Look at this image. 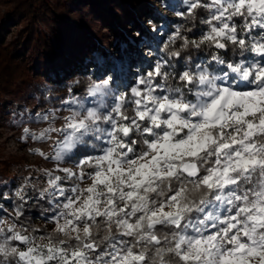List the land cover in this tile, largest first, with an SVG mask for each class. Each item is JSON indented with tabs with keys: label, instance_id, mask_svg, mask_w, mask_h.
<instances>
[{
	"label": "clouds",
	"instance_id": "1",
	"mask_svg": "<svg viewBox=\"0 0 264 264\" xmlns=\"http://www.w3.org/2000/svg\"><path fill=\"white\" fill-rule=\"evenodd\" d=\"M192 2L180 0L172 12L192 26L172 25L175 32L159 52L149 49L146 53L160 56L155 63V68L160 69V84L156 87L162 91H146L138 106L136 97L126 100L125 92L113 85L111 74L98 81L88 77L84 92L63 102L68 107L60 115L59 126L52 115H45L42 119L46 126L23 127L21 139L31 136L40 141L41 133L44 134L47 148L43 155L51 157L55 165L36 169L37 179L22 177L12 196L5 193V198L14 197V204L26 203L29 190H33L40 199L47 197L53 205L50 211L61 217L59 223H53L54 216L48 218V223L54 226L43 239L37 236L33 246L43 249L49 243L59 246L64 241L70 248L71 241L78 236L83 242L89 232L99 246L109 236L115 238L119 228L133 240L148 241L142 245L148 248L146 264H161V256L163 264H181L175 255L174 236L185 231L184 225L206 219V212H214L218 202H223L221 198H234L228 189L235 176L242 175L233 162L241 158L234 157L235 149L228 145L236 139L231 130L245 126L242 113L247 103H256L243 93L264 88V79L257 78L264 72V56L252 47L254 41L264 44V40L249 34L244 27V20L248 19L246 6L219 0L200 7L207 18H200L199 24L206 27L195 38H189L183 33L198 27L195 22L199 8L191 9ZM185 7L187 12L181 10ZM224 10L236 19L226 20ZM237 18H242V23L238 24ZM147 24L151 31L157 32L156 22L149 20ZM233 26L236 32L232 31ZM245 36L247 41L240 43ZM197 53H203V58ZM143 79L151 87L149 77L145 75ZM80 83L79 79L69 81V92ZM51 94L49 87L44 98ZM256 99L264 102V95L258 92ZM24 111L29 109L26 107ZM262 119L264 110L255 115L256 121ZM125 127L130 135L125 133ZM145 128H150L151 136L145 134ZM73 134L71 147L65 148V140ZM256 142L264 144V135L256 136ZM38 151L40 147L29 149ZM248 155L264 159V152ZM40 176L45 179H39ZM57 189H66L71 199L57 203L54 195ZM22 215L23 204H16L14 218L20 220ZM178 223L179 229L175 227ZM8 229L16 233L23 226L17 219L0 217V239L8 236ZM26 235L31 238L33 232L28 230ZM153 236L162 241L159 246L164 250L162 254L151 243ZM198 247L193 245L190 254L197 255ZM0 264H14V260L5 256ZM251 264L260 261L252 259Z\"/></svg>",
	"mask_w": 264,
	"mask_h": 264
},
{
	"label": "snow or ice",
	"instance_id": "2",
	"mask_svg": "<svg viewBox=\"0 0 264 264\" xmlns=\"http://www.w3.org/2000/svg\"><path fill=\"white\" fill-rule=\"evenodd\" d=\"M218 0H208L207 3H202V0H193L191 9H197L202 6L216 3ZM219 2H227L229 5L238 4L246 6L248 11V19L244 20V27L249 34L254 33L264 40V0H219ZM225 11L224 18L226 20H235V16H228ZM239 11V10H238ZM242 17V12L240 13ZM216 18H220V11L217 10ZM248 20L251 23H248ZM225 24V27H228ZM232 31L236 32V27H232ZM248 37L240 39V43H245ZM252 47L258 49V55L264 56V44L253 42ZM153 73L155 76L153 77ZM147 76L151 83L146 82L141 76L135 86L130 88L131 96L136 97V103L140 105V97L146 91H162L157 85L160 81V69L154 68L153 71H148ZM258 79H264V72L259 73ZM143 86V87H141ZM228 92V89H224ZM259 94L264 95V88L258 90ZM258 92L249 91L243 93L245 97H252L256 100L255 104L247 103L244 112L245 117L244 127L233 131L236 139L233 140L228 147L235 149L232 155L239 157L241 160L237 163L241 169L242 175H237L232 181L229 192L234 194L233 197L223 199V202H218L216 210L206 212V219L201 218L196 224L189 223L184 225L185 231L174 236L173 244L175 255L181 261V264H251V260L258 258L260 264H264V159L259 156L250 158L248 153L264 152V144L256 142V136L264 135V119L255 120V115L258 111L264 110V102L256 99ZM125 99L127 96L125 93ZM46 119V117H45ZM127 120V118H125ZM142 120V117H138ZM51 131V129H48ZM63 131V130H62ZM125 133L131 134L130 130L125 127ZM242 133L244 134L242 136ZM145 134L151 136L150 128H145ZM27 135V131H26ZM223 136V133H221ZM75 138V134L70 136L64 142L65 148L71 147V141ZM36 139V137H32ZM40 141H43L44 134L41 133ZM239 146V147H237ZM128 148V145H125ZM60 150L59 148L57 149ZM36 154L48 159L43 155L42 151ZM90 163V157L87 158ZM85 160L80 161L83 167ZM57 171H61L57 169ZM59 180V177H57ZM57 203L71 199L70 194L66 189H57L54 192ZM122 210L127 211L124 208ZM18 211V210H17ZM53 223H59L61 217L54 214ZM13 219H17L15 217ZM91 219V217H89ZM200 225V227H197ZM78 227V225H77ZM177 229L181 224L175 225ZM191 229V232L188 229ZM8 236L0 239V260L5 256L14 260V264H146L148 261V248L143 247L148 243L146 240L136 238L133 240L129 237L126 231L117 229L116 237L109 236L101 245H97L96 241L91 239V233L80 241L77 236L70 243L72 246L68 248L64 241L59 242V246L55 243L43 249L35 247L32 242L37 238L33 234L31 238L26 235L28 229L23 227L21 232L13 233L12 229H8ZM36 229H32L35 233ZM41 239L43 236H39ZM52 241V237H47ZM151 243L157 245V251L163 253V249L159 246L162 241L158 236L151 238ZM199 245L197 255H191L193 245ZM19 249V251H17ZM169 252L172 249L168 250ZM161 264L163 257L161 256Z\"/></svg>",
	"mask_w": 264,
	"mask_h": 264
},
{
	"label": "trees",
	"instance_id": "3",
	"mask_svg": "<svg viewBox=\"0 0 264 264\" xmlns=\"http://www.w3.org/2000/svg\"><path fill=\"white\" fill-rule=\"evenodd\" d=\"M208 0H202V3H207ZM6 11L3 13V18L0 21V96L12 93L19 81H24L29 78L27 68L23 66L19 59V55L27 49L33 42H41L46 52L55 53L56 50L52 43L44 41V32L40 26L50 30L52 36L59 39L66 46H70L71 53L69 59H65V52L60 51L66 70L72 67V62L79 59L83 54L88 53L89 59L86 62L84 69H72L66 78H62L55 70L46 72L40 77L46 79L53 84H61L63 79H79L81 83L72 87L75 93L82 94L87 84V78L97 80L104 69L111 68L114 63L118 67L126 63V53L131 48L128 41V33L124 31L127 22L137 21L142 18V11L144 10L150 20L156 22L158 26L165 24L169 31L172 25H184L190 28L192 25L181 17H175L172 23H168L162 18L153 8L152 0H4ZM73 8L79 12H73ZM182 11L187 12V8H182ZM197 11V28L191 32L183 33L189 38H195L200 34V29L206 26L199 24L200 18H207L206 12L203 8ZM61 13H74L81 24V32L71 39H68L69 34L66 32L58 33L51 26L59 25L63 20L60 16ZM86 16L96 20L99 24V32L102 30H109L111 38L107 47H102L98 38L87 28L85 23H82L83 18ZM236 22L242 23V18H237ZM21 24L20 30L11 37L7 42L5 40L6 33L10 30V26H17ZM100 34V33H99ZM173 34H168V38ZM168 41V40H167ZM167 41H159L157 50L163 46ZM179 41L177 42V46ZM197 56L203 58V53H197ZM180 58H177L179 61ZM197 62H199L197 60ZM93 68L95 71L92 73L89 70ZM64 73V71H63ZM39 76L34 77L36 81H40ZM156 81H160L157 77ZM40 93H44L42 90ZM5 181L7 183H5ZM16 183L13 178L8 177L5 169L0 170V204L4 210L15 208L16 204H23V215L20 217L18 223L29 231L36 229L35 236L45 235L51 231V225H45L44 222L55 213L50 211L53 205L49 204L48 198L40 199L38 193L29 190L26 196V203L22 201H15V198H5V193L12 196ZM49 210V211H46ZM5 214L14 218V213L3 211ZM43 213V215H42Z\"/></svg>",
	"mask_w": 264,
	"mask_h": 264
},
{
	"label": "rangeland",
	"instance_id": "4",
	"mask_svg": "<svg viewBox=\"0 0 264 264\" xmlns=\"http://www.w3.org/2000/svg\"><path fill=\"white\" fill-rule=\"evenodd\" d=\"M4 0H0V21L3 18V13L6 11V5ZM153 8L156 12L165 19L168 23H172V20L176 17L172 15L180 3V0H152ZM162 5L166 7H162ZM73 12H79L76 8H73ZM63 20L59 25H52L51 28L58 33L66 32L69 34L68 39H71L75 35L79 34L82 30L81 24L78 18L73 13H61ZM150 18L147 13L142 11V18L137 21L127 22L124 31L128 33V41L131 44V48L127 51L126 63L124 62L121 67L114 63L111 68H106L98 76L97 81L103 79L108 74L113 77V85L120 88L126 93L127 98L131 96L130 88L135 86V82L141 77L147 75L148 71H153L155 63L160 59L159 55L149 56L146 53L149 49L158 52L157 47L160 44L159 41H167L168 34H174L175 29L172 27L171 31L168 30L166 23L161 24L158 27L157 32L151 31L147 24ZM96 20L86 16L83 18L82 23L87 25L92 34L99 39L102 47H107L111 33L109 30H102L99 32V24ZM21 24L17 26H10V30L6 33L5 40L9 42L11 37L15 35L20 28ZM40 29L44 32V41L52 43L56 52H46L41 45V42H33L25 49L20 55L19 59L23 66L27 68L29 78L17 83L16 89L8 94L0 96V170L5 169L9 178H13L16 183V187L22 182V177L28 176L29 180L37 179L35 170L41 167L52 168L55 165V161L51 157L45 159L44 157L36 154L35 152H29L32 147H40L41 151L46 150L47 143L45 141H35L28 136L21 139L23 135L22 129L26 125H30L35 128L37 126H46L47 122L42 119L45 115H52L57 125L60 124V115L66 113L68 107L64 101H70L72 96L79 97L81 94H77L71 88L69 92V81L76 79H63L62 83L53 84L46 79H42L40 76L46 72L55 70L60 74L62 78H66L70 74L72 69H84L86 62L89 59L88 53L83 54L79 59L72 62V67L66 70V64L60 51L65 52V59L70 57V46H66L61 40L56 39L50 33V30L40 26ZM259 30H255L253 34H256ZM100 33V34H99ZM139 33V35H136ZM64 71V73H63ZM95 71L93 68L89 70L90 73ZM40 77V81H36L34 77ZM50 87L51 95L48 99H45V91ZM143 87V86H141ZM44 93H40L39 91ZM37 97H39L37 99ZM28 108L29 111L25 112L24 109ZM40 113V116H37ZM32 175H29V173ZM39 179H45L40 176ZM2 204H0L1 207ZM3 208H0V217H11L5 214ZM9 213H14V208L7 209ZM44 224H53L45 221ZM42 236V235H39Z\"/></svg>",
	"mask_w": 264,
	"mask_h": 264
}]
</instances>
